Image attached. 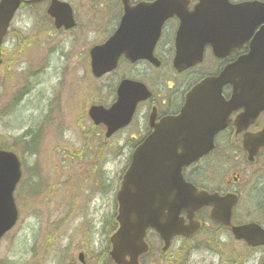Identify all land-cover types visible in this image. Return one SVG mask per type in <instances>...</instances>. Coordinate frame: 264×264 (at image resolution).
<instances>
[{
	"label": "rangeland",
	"instance_id": "rangeland-1",
	"mask_svg": "<svg viewBox=\"0 0 264 264\" xmlns=\"http://www.w3.org/2000/svg\"><path fill=\"white\" fill-rule=\"evenodd\" d=\"M66 1L74 8L77 27L57 30L46 13L48 2L23 6L0 49V58L5 56L0 65V148L13 149L30 166L19 188L24 208L0 243V264H82L81 253L84 264H110L114 193L131 147L143 135L146 107L136 124L109 140L88 116L91 105L114 101L117 76L122 69L129 73L123 66L96 79L90 69V47L106 40L115 27L113 1ZM15 97L22 99L9 101ZM35 182L39 186L32 192ZM201 184L214 188L218 183ZM84 190L86 195L78 196ZM240 205L239 222L255 219L264 225V192L243 195ZM153 245L145 264H261L264 259L263 248L249 250L219 229L192 242L176 241L165 255L159 242Z\"/></svg>",
	"mask_w": 264,
	"mask_h": 264
},
{
	"label": "water",
	"instance_id": "water-1",
	"mask_svg": "<svg viewBox=\"0 0 264 264\" xmlns=\"http://www.w3.org/2000/svg\"><path fill=\"white\" fill-rule=\"evenodd\" d=\"M23 1L33 4L44 0H1L0 43L5 38L10 21ZM123 1L126 4V15L121 28L105 45L96 46L91 50L92 69L97 77L112 69L119 54L125 53L124 51H126L130 41L134 44L142 41V38L135 37L131 33L129 36L126 29H123L128 18L135 14V10L128 6V0ZM259 4L257 1L245 2L243 3L242 14L232 13L233 17L239 18L232 19L226 25L227 33L232 35L235 41L240 38L245 39L246 35L249 37L256 25L263 21L264 4H261L262 7L258 10ZM148 6L147 10H142L139 14L145 15L150 21H155L156 16L153 14L156 13H167L165 17L172 12L181 17L184 15L179 10V4L173 0H159ZM48 14L54 20L57 28L69 29L76 25L72 7L66 2L51 0ZM208 32L219 34V30L217 29L215 32V28L209 29ZM251 60H253L251 57L245 61L242 58L219 77L209 78L203 87H207L205 93L210 95L199 98V101L212 99L211 95L217 97L225 83L230 82L239 87L241 78L237 74V69L241 65L244 71L247 72L248 70L244 78H254V71H250L248 66L246 67ZM181 62L182 57L178 56L175 65L178 66ZM120 93L121 98L130 95L131 99L127 98L124 102L121 100V105H113L109 109H105L103 106H93L90 110V115L96 123L103 122L107 125V136H111L119 128L127 125L131 121L137 102L149 96L147 88L142 84L130 81H125L122 84ZM202 118L209 123L211 117L203 115ZM182 123L183 120H178V117L167 120L162 128L142 145L143 147L137 149L134 154L133 165L124 176L118 193L120 228L112 236L114 247L112 255L119 264H138L139 255L147 249L144 238L148 227H155L161 232L163 237L167 239V245L174 234L181 232L176 221L170 219L173 214L164 209L169 206V200L174 202L181 200L184 208L191 206L200 208L204 205L211 207V215L226 225L232 226L237 239H245L251 245L264 244V231L259 226L255 224L234 226L231 224V214L237 202L236 196L233 195L226 206L220 205L217 195H210L207 192L200 193L180 177V170L183 165L199 159L207 151L188 142H185L183 148H179L180 150L177 151L178 146L176 144L181 143L182 135L178 137L176 129ZM154 143L156 145H153ZM20 175L19 162L16 156L11 152H0V239L17 221L18 212L13 192ZM176 187H178L177 195ZM193 197H198L199 203H194ZM194 210L187 209L191 213ZM166 215L169 216L170 221L165 220ZM190 225L198 227L195 222ZM128 254L131 256L130 261L127 260Z\"/></svg>",
	"mask_w": 264,
	"mask_h": 264
},
{
	"label": "flooded vegetation",
	"instance_id": "flooded-vegetation-1",
	"mask_svg": "<svg viewBox=\"0 0 264 264\" xmlns=\"http://www.w3.org/2000/svg\"><path fill=\"white\" fill-rule=\"evenodd\" d=\"M114 7L117 13L113 16L111 21L115 25L114 31L119 27L121 18L123 16L122 0H113ZM154 0H130V5L135 6L140 2H152ZM200 0H187L184 2L182 10L186 13L196 11ZM231 2H238L239 0H230ZM211 11H209L210 13ZM220 14L224 12L219 10ZM181 26L179 16H172L163 23L161 35L157 41L154 53L159 60L158 65H154L148 60H138L131 62L126 58H122L117 69L112 75L117 73L123 66L129 69V73H125L123 69L117 76L118 84L124 79L144 82L153 92L151 99L145 103L146 109L156 107L159 112V117L167 114H176L181 111L186 101V94L206 76H214L219 74L227 65L235 61L242 54L248 51L247 46H243L238 51H231L229 56L223 48H213L207 45L204 52V60L183 72H176L172 67V55L175 54L176 45L175 39L178 30ZM113 31V32H114ZM216 52L225 54L224 57H218ZM172 75H169V72ZM138 73V75L135 74ZM141 76H146L147 81ZM151 83V84H150ZM153 86L159 89L156 93ZM233 92L231 85L223 87V97L229 100ZM117 97L115 98V100ZM239 112H233L230 115L228 125L219 131L215 137V156L207 159L206 163L200 162L187 167L183 173L185 178L202 188L206 185L200 186L198 183L217 182V187L211 191H217L222 195L228 192L237 193L240 198L243 195L250 196L254 193L264 192V149H262L253 162H249L246 152L243 147V138L248 130L241 131L237 124L236 118ZM147 125V123H146ZM145 125V126H146ZM264 126V111L257 117L256 121L249 127L252 132L260 131ZM147 131H149V123ZM234 157V159H232ZM206 171L208 172L205 175ZM242 173L244 176L242 177ZM207 189V188H205ZM256 191V192H255ZM200 218L209 226H212L210 231L215 232L216 229L223 231L220 225L211 224L210 219ZM253 220V219H251ZM250 220V221H251ZM225 232V231H224Z\"/></svg>",
	"mask_w": 264,
	"mask_h": 264
}]
</instances>
